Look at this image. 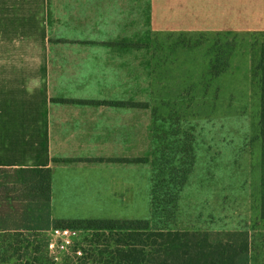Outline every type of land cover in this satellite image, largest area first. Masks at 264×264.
I'll use <instances>...</instances> for the list:
<instances>
[{
  "label": "crops",
  "instance_id": "1",
  "mask_svg": "<svg viewBox=\"0 0 264 264\" xmlns=\"http://www.w3.org/2000/svg\"><path fill=\"white\" fill-rule=\"evenodd\" d=\"M242 9L241 0H0V170L50 168L54 219L92 217L145 188L148 198L147 167L124 161L147 151L128 42L146 26L153 41L239 32Z\"/></svg>",
  "mask_w": 264,
  "mask_h": 264
},
{
  "label": "rangeland",
  "instance_id": "2",
  "mask_svg": "<svg viewBox=\"0 0 264 264\" xmlns=\"http://www.w3.org/2000/svg\"><path fill=\"white\" fill-rule=\"evenodd\" d=\"M241 2L239 32L161 33L153 41L146 26L139 42H128L129 99L145 109L146 149L153 111L162 116L179 115L184 125L188 122L195 127L200 138L175 227L221 236L245 232L249 264H264V220L258 208L259 101L253 76L260 34L264 33V9L258 8L264 7V0ZM253 5L256 10L250 9ZM67 65L76 67L71 59L66 60ZM144 172L147 186V168ZM103 205L104 210L92 211V217L79 218L149 215L146 188L136 202Z\"/></svg>",
  "mask_w": 264,
  "mask_h": 264
},
{
  "label": "trees",
  "instance_id": "3",
  "mask_svg": "<svg viewBox=\"0 0 264 264\" xmlns=\"http://www.w3.org/2000/svg\"><path fill=\"white\" fill-rule=\"evenodd\" d=\"M254 65L259 101V217L264 220V33ZM144 156L124 160L148 168L149 215L137 219L51 215V169L0 170V264H249L245 232L212 234L179 229L175 221L184 186L196 164L200 138L179 115L152 112ZM79 159H58L69 162ZM51 229L79 234L57 260L49 254Z\"/></svg>",
  "mask_w": 264,
  "mask_h": 264
},
{
  "label": "built area",
  "instance_id": "4",
  "mask_svg": "<svg viewBox=\"0 0 264 264\" xmlns=\"http://www.w3.org/2000/svg\"><path fill=\"white\" fill-rule=\"evenodd\" d=\"M77 233L69 229H51L48 233V251L54 260H57L62 252L68 250L73 243V236Z\"/></svg>",
  "mask_w": 264,
  "mask_h": 264
}]
</instances>
